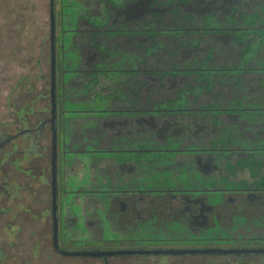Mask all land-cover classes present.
<instances>
[{
	"label": "flooded vegetation",
	"instance_id": "flooded-vegetation-1",
	"mask_svg": "<svg viewBox=\"0 0 264 264\" xmlns=\"http://www.w3.org/2000/svg\"><path fill=\"white\" fill-rule=\"evenodd\" d=\"M92 9L82 10L87 18L79 20L88 22L87 36L100 55L79 73L61 60L58 73L56 45L55 117L49 55L46 115L40 117L31 103L20 106L19 127L0 130V172L8 177L0 192L15 200L29 191L20 174L47 186L50 204L39 214L50 220L51 246L62 257L90 258L57 252L54 214L58 248L65 251L170 253L121 256L159 264H194L184 260L194 258L264 264V0H101L95 14ZM63 25L55 2V28ZM120 37L130 40L127 47ZM121 125L138 130V137L130 136L139 144L113 143L115 134L124 133ZM109 132L111 139L105 137ZM146 139L157 143L150 146ZM152 158L164 167L161 173L182 168L184 182L160 187L128 182L101 190L106 195L101 210L137 234L149 225L164 233L99 244L70 237L79 221L65 198L73 193L67 184L72 172L86 170L100 181L110 175L113 182L118 174H137ZM46 160L48 175L40 169ZM194 174L201 180L194 181ZM6 211L1 207L0 215ZM168 226L173 230L166 232Z\"/></svg>",
	"mask_w": 264,
	"mask_h": 264
},
{
	"label": "rangeland",
	"instance_id": "rangeland-1",
	"mask_svg": "<svg viewBox=\"0 0 264 264\" xmlns=\"http://www.w3.org/2000/svg\"><path fill=\"white\" fill-rule=\"evenodd\" d=\"M62 1L63 11L69 9L76 19H86V15L81 14V11L89 5L97 7L101 3V0ZM55 2L58 20L60 0H55ZM48 10L49 0H0V130L10 131L19 127L16 123V111L20 106L29 107L31 103L34 109L39 110L40 117L46 115L44 112L48 105L50 55ZM56 34L57 65L58 73H60L62 48L59 26L56 28ZM68 46L69 44L65 47L66 55L69 54ZM65 64L66 69L73 67L71 64L68 65L67 59ZM80 93L79 91L77 94ZM121 126L123 128L118 126V130L124 133L115 134L113 143L125 147L136 145L137 142L131 140L130 134L136 138L139 134L138 130L134 127ZM45 137L48 139V134ZM105 137L111 139V133H106ZM139 140L143 144L144 139ZM145 141L150 146L157 143L147 139ZM154 160L155 162L146 164V167H141L137 174L130 176L118 174L113 178V182L110 175L108 179L100 181L95 174H90L86 170H80L78 173L72 172L68 176L67 184L70 188L68 190H73V193L65 198L70 212L76 215L79 221L70 231V237L87 243L99 244L111 239L146 238L164 233V229L149 225L142 227L137 234V231L119 225L116 221L112 223V218L103 214L101 210L106 204V195L101 194L99 192L101 190L128 186V182L134 185L160 187L184 180L182 168L176 167L175 172L167 170L161 173L159 170L164 167L158 162V158ZM40 169L48 175L49 161L46 160L45 165L42 164ZM5 171L11 173L13 170L6 167ZM3 175L1 171L0 183L8 178ZM18 179L21 184L29 186V191H22L15 200L7 199L0 192V208L4 207L7 210L0 215V264H103L100 259L66 258L57 255L51 246L50 220L39 214L41 209L49 207L50 204L47 186L34 180H25L23 174L18 175ZM215 179L218 180V178ZM195 180L201 179L194 174ZM95 200L101 201L102 204L99 205ZM29 207L30 210L27 209ZM173 228L168 226L166 232ZM184 260L194 261V264H214L212 261L215 259H209L208 262L203 258ZM158 261L152 258L143 260L132 257H115L108 259V264H152ZM172 262L180 264V261L179 263ZM153 264H159V262ZM164 264L170 263L167 261Z\"/></svg>",
	"mask_w": 264,
	"mask_h": 264
},
{
	"label": "water",
	"instance_id": "water-1",
	"mask_svg": "<svg viewBox=\"0 0 264 264\" xmlns=\"http://www.w3.org/2000/svg\"><path fill=\"white\" fill-rule=\"evenodd\" d=\"M63 1L60 0L59 9L62 11V20H64L65 25L59 28V35L61 39V60L64 59L68 60V65H73V72L79 73V70H90L94 63H96V58L100 55L99 51L97 50L96 45L91 47L92 38L91 35L87 36L90 27L88 26V22L86 20H79L76 19L74 14L69 9H66L65 12L63 11ZM138 2V1H137ZM132 2H128L131 4ZM136 3V1H135ZM93 8L92 14H95L96 7H92L91 5L87 6ZM86 8V9H87ZM82 14V11H81ZM49 20H50V95H51V106H52V116L55 117V107H56V82H55V73H56V28H55V0H50V8H49ZM96 32V31H92ZM117 38V37H116ZM122 38V39H121ZM95 39L97 40L98 37ZM126 41V42H123ZM119 41H122L121 47H127L129 44V39L127 37H120ZM68 46L69 54L66 55L65 47ZM76 62V63H75ZM65 74L69 71H66L63 68ZM71 72V71H70ZM56 141V134L54 132L53 135V142L55 144ZM52 172L53 176L55 177L56 174V153L55 151L52 154ZM52 197H53V204L54 208L56 209V186L55 182H52ZM53 241L54 246L57 252L67 255V256H86L90 258H103L107 260L113 256H130L132 254L138 255H159V254H170L165 251H144V252H133L129 250H88V251H65L58 248L57 244V226H56V216L54 214V232H53Z\"/></svg>",
	"mask_w": 264,
	"mask_h": 264
}]
</instances>
